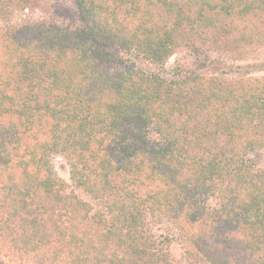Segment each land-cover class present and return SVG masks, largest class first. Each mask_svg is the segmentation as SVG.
<instances>
[{
	"label": "trees",
	"instance_id": "trees-1",
	"mask_svg": "<svg viewBox=\"0 0 264 264\" xmlns=\"http://www.w3.org/2000/svg\"><path fill=\"white\" fill-rule=\"evenodd\" d=\"M75 1L81 29L13 22L41 0H0L9 252L54 264H264V169L247 158L264 149V78L108 70L118 50L164 64L188 39L264 46V0ZM53 153L94 203L68 191ZM203 188L222 191L224 204L202 206ZM159 217L178 234L155 232Z\"/></svg>",
	"mask_w": 264,
	"mask_h": 264
},
{
	"label": "rangeland",
	"instance_id": "rangeland-1",
	"mask_svg": "<svg viewBox=\"0 0 264 264\" xmlns=\"http://www.w3.org/2000/svg\"><path fill=\"white\" fill-rule=\"evenodd\" d=\"M15 21L47 20L58 22L67 29H81L82 19L75 0H41V3L34 9H27L16 12L12 17ZM191 39L187 45L181 46L177 52L164 64H156L146 60L138 59L130 54L118 50L114 52L116 57L108 64V70H124L126 65L135 64L137 67L150 73L161 74L165 78H175L181 74L192 71H206L214 69L216 74H222L228 78L249 77L264 78V46L257 43H234L230 46L218 47L216 44ZM189 43V44H188ZM149 139L154 141L158 138L157 131L149 129ZM247 158L250 162L261 169H264V149L255 148L248 152ZM54 171L59 177L65 180L68 191H75L82 198L94 203L92 197L83 188L73 183L70 177V166L64 156L53 153L50 157ZM199 201L207 208H219L225 202V194L215 189H201ZM2 190H0V206ZM1 210V208H0ZM151 225L155 232L178 234V228L164 217L152 219ZM0 232V262L3 264H54L52 258L46 254L33 253L28 255L15 254L10 251V242L5 241V236ZM184 244L179 237L175 239L172 246V253L180 257L184 252ZM180 264H186L184 261Z\"/></svg>",
	"mask_w": 264,
	"mask_h": 264
}]
</instances>
